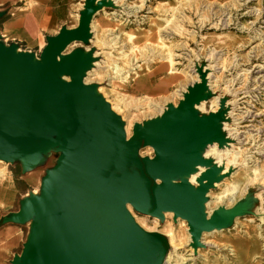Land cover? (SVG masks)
<instances>
[{"label":"water","instance_id":"1","mask_svg":"<svg viewBox=\"0 0 264 264\" xmlns=\"http://www.w3.org/2000/svg\"><path fill=\"white\" fill-rule=\"evenodd\" d=\"M109 5L85 0L79 24L48 36L39 56L0 34V159L21 160L28 171L49 151L59 153L40 194L22 199L2 219L31 221L13 264H163L168 236L141 226L129 206L162 220L164 211H173L188 222L196 249L205 231L222 230L241 213L240 203L206 212L208 192L224 179L220 168H209L197 188L183 177L209 164L201 154L208 144L227 140L220 124L225 108L209 114L195 108L211 94L206 73L178 105L135 123L131 136L97 84L84 81L94 50H67L90 42L94 15ZM147 147L153 157L142 155Z\"/></svg>","mask_w":264,"mask_h":264},{"label":"rangeland","instance_id":"2","mask_svg":"<svg viewBox=\"0 0 264 264\" xmlns=\"http://www.w3.org/2000/svg\"><path fill=\"white\" fill-rule=\"evenodd\" d=\"M107 1L111 5L94 15L99 28L90 42L73 43L67 50L80 47L96 53L86 82L103 89L132 135L135 123L160 116L171 103L178 105L188 87L201 83V73H206L211 85L206 93L211 94L196 105L204 104L205 114L225 108L226 117L221 120L229 136L225 153L236 157L224 179L208 192L206 212L210 216L220 207L242 204L233 223L204 232L197 249L189 241L188 222L175 219L174 212L162 220L132 208L133 216L147 230L176 236L172 263L177 259L178 264H264V0ZM32 4L33 0H0V27L2 20L20 9L18 5L25 9ZM70 6L66 26L74 27L85 0H70ZM2 40L18 42L21 50L38 56L42 52L3 35ZM114 65L120 67L117 73ZM146 83L156 90L150 92ZM216 99L220 106H214ZM141 153L151 157L154 149L147 147ZM58 156L49 151L28 171L21 160H0V169H5L0 174V227L13 223L2 219L19 210L22 199L40 194L42 179ZM14 224L22 229L25 243L31 221ZM24 243L15 255L22 252ZM14 256L0 264H13Z\"/></svg>","mask_w":264,"mask_h":264},{"label":"crops","instance_id":"3","mask_svg":"<svg viewBox=\"0 0 264 264\" xmlns=\"http://www.w3.org/2000/svg\"><path fill=\"white\" fill-rule=\"evenodd\" d=\"M33 1L34 4L25 9H22L25 6L18 5L19 10L2 20L0 33L11 41L26 43L29 49L38 48L42 50L47 44L48 36L58 34L59 29L68 24L72 13L70 0ZM67 27L72 28L73 26ZM146 87L149 91L156 90V87L150 88L147 83ZM10 190L13 195L12 188ZM23 243L24 239L20 226L11 223L0 227V262L11 255L13 257L18 246L23 245Z\"/></svg>","mask_w":264,"mask_h":264},{"label":"bare ground","instance_id":"4","mask_svg":"<svg viewBox=\"0 0 264 264\" xmlns=\"http://www.w3.org/2000/svg\"><path fill=\"white\" fill-rule=\"evenodd\" d=\"M98 26L95 24V21L92 20L91 22V30H92V34H94L95 29ZM99 28V27H98ZM94 36V35H93ZM99 41V40H98ZM102 44V43H101ZM86 51H89V49L84 48ZM96 53H93L94 58L96 59ZM94 59V60H95ZM169 60V59H168ZM96 62L93 61L92 65H94ZM122 69V68H121ZM90 70V69H89ZM87 70V72L89 71ZM113 72L117 73L120 70V67L118 65H114L112 67ZM86 72V74H87ZM121 80V79H120ZM84 81L86 82V78H84ZM218 82V81H217ZM87 83V82H86ZM213 86V85H212ZM211 85H208L206 91H210ZM96 91L97 93L103 95L105 97L104 91L101 87L97 86L96 87ZM187 92V91H186ZM184 92V94L186 93ZM184 98V95H183ZM182 98V99H183ZM203 103V102H202ZM214 106H220V100L216 99L214 100ZM201 104V103H200ZM153 105V104H152ZM151 105V106H152ZM204 104H202V106L196 105L195 108L198 109L200 112V114H205V107L203 106ZM112 108L116 111V108L112 105ZM168 108L165 109V111ZM161 112L160 116L165 112ZM215 111V110H213ZM203 112V113H202ZM209 114V113H208ZM226 115H223V118H225ZM220 124L222 126V124L220 121ZM226 123L224 124V126L221 127L222 132H224L225 136H226ZM126 130L127 133L129 132V125L126 124ZM130 133V132H129ZM128 136H131L130 134H128ZM229 138V136H226V139ZM224 145L222 146V144H218V141H214L210 144H208L204 150L201 151V154L204 158H206L207 160H209V164H199L195 167V170L188 174V175H183L184 178H188L190 180V182L194 185L195 188H197L199 186L198 183V179L201 178V176H203V174L211 167L216 166L218 168H220V174H224V172L230 167L231 164L235 163L236 157L233 156V158L229 155V153H225V150L228 151V148L226 146H228V143H223ZM233 153V152H232ZM232 155V154H231ZM154 156V155H153ZM151 156V157H153ZM1 161L4 159H0ZM233 166V165H232ZM0 174L4 175L5 174V169H0ZM181 177V178H183ZM217 185V182L214 184L213 187H215ZM212 187V188H213ZM233 190V189H232ZM209 204L208 201H206L205 206L207 207ZM130 210L132 209L131 206H129ZM208 209V208H207ZM132 211V210H131ZM133 212V211H132ZM133 214V213H132ZM173 214V211H164V218H167L168 215ZM158 218V217H157ZM137 219V218H136ZM185 220V219H184ZM140 222V221H139ZM142 225V224H141ZM188 233H189V241L192 242V234L190 233V229H188ZM205 233H209L208 231H205ZM204 233V234H205ZM203 234V235H204ZM169 241H170V250L164 260L163 264H178V260L175 259V263H172V261H174V253H175V249L176 247H178L177 244V239L176 236L173 233H168L167 234ZM202 240V239H201Z\"/></svg>","mask_w":264,"mask_h":264}]
</instances>
